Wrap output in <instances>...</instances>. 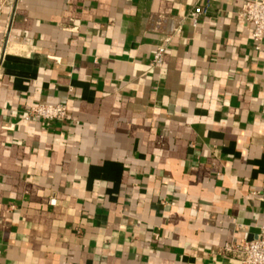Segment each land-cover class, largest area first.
I'll use <instances>...</instances> for the list:
<instances>
[{
    "label": "crops",
    "instance_id": "1",
    "mask_svg": "<svg viewBox=\"0 0 264 264\" xmlns=\"http://www.w3.org/2000/svg\"><path fill=\"white\" fill-rule=\"evenodd\" d=\"M194 1L0 0V264H240L224 246L260 238L264 37L242 0L151 64L152 18ZM38 103L66 117L22 119Z\"/></svg>",
    "mask_w": 264,
    "mask_h": 264
},
{
    "label": "built area",
    "instance_id": "2",
    "mask_svg": "<svg viewBox=\"0 0 264 264\" xmlns=\"http://www.w3.org/2000/svg\"><path fill=\"white\" fill-rule=\"evenodd\" d=\"M211 2L212 0H195L193 7L186 15L177 19L164 15H156L152 18L154 29L163 28L167 30L166 35L153 52L152 65H161L163 63L168 45L172 41L173 36L180 31L183 20L189 19L193 27L198 26L200 16L208 13ZM235 15L237 20L245 21L252 25L251 38L255 42V47L259 48L264 37V0H242ZM66 114L67 106L64 103H38L29 106L22 113V119H41L49 122L64 119ZM49 201L51 204L55 203L54 198ZM262 228L264 230V224ZM224 249L234 252L238 256L240 264H264V232L258 239L226 244Z\"/></svg>",
    "mask_w": 264,
    "mask_h": 264
}]
</instances>
